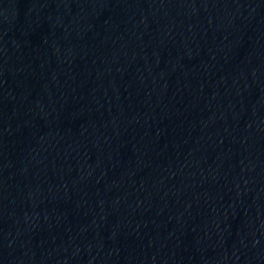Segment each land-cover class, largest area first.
Wrapping results in <instances>:
<instances>
[{
  "label": "water",
  "instance_id": "obj_1",
  "mask_svg": "<svg viewBox=\"0 0 264 264\" xmlns=\"http://www.w3.org/2000/svg\"><path fill=\"white\" fill-rule=\"evenodd\" d=\"M0 264H264V0H0Z\"/></svg>",
  "mask_w": 264,
  "mask_h": 264
}]
</instances>
